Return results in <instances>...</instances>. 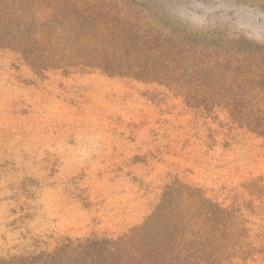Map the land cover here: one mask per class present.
I'll use <instances>...</instances> for the list:
<instances>
[{"label":"rangeland","instance_id":"374dc122","mask_svg":"<svg viewBox=\"0 0 264 264\" xmlns=\"http://www.w3.org/2000/svg\"><path fill=\"white\" fill-rule=\"evenodd\" d=\"M103 1L115 2L104 24L123 38L139 45L150 34L181 58L197 54L195 32L264 40V17L235 0ZM190 89L98 70L40 75L19 51L0 49V264H70L61 241L127 232L171 185L201 187L228 206L231 189L264 175L261 141L244 130L231 146L205 144L209 129L224 136L185 105Z\"/></svg>","mask_w":264,"mask_h":264},{"label":"trees","instance_id":"16d2710c","mask_svg":"<svg viewBox=\"0 0 264 264\" xmlns=\"http://www.w3.org/2000/svg\"><path fill=\"white\" fill-rule=\"evenodd\" d=\"M235 3L264 17V0ZM114 4L0 0V49L19 51L40 75L52 68L98 70L138 80L160 76L175 88L178 83L190 87L193 93L184 98L185 105L211 118L224 136L218 141L209 129L205 144L210 140L231 146L244 130L264 149L261 37L195 32L197 54L181 58L180 52L150 44V34H140L138 45L133 36L125 39L110 22L104 24L106 14L117 13ZM214 195L198 186L180 191L171 185L156 208L127 232L116 236L105 231L61 242L70 248V264H264V175H253L231 189L228 206ZM249 214L259 217L256 228Z\"/></svg>","mask_w":264,"mask_h":264}]
</instances>
